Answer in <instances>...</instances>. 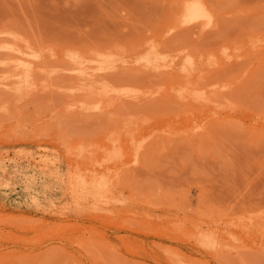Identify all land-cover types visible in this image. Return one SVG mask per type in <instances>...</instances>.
<instances>
[{
  "label": "rangeland",
  "instance_id": "rangeland-1",
  "mask_svg": "<svg viewBox=\"0 0 264 264\" xmlns=\"http://www.w3.org/2000/svg\"><path fill=\"white\" fill-rule=\"evenodd\" d=\"M202 1L205 27L179 0H0L41 53L30 95L0 86V264H264V0ZM145 37L173 68L136 60ZM72 50L145 97L68 110Z\"/></svg>",
  "mask_w": 264,
  "mask_h": 264
},
{
  "label": "bare ground",
  "instance_id": "bare-ground-1",
  "mask_svg": "<svg viewBox=\"0 0 264 264\" xmlns=\"http://www.w3.org/2000/svg\"><path fill=\"white\" fill-rule=\"evenodd\" d=\"M179 4L177 15L180 18V23H198L202 27L211 25L213 15L202 0H179ZM0 35H3L0 38V50L10 54V57L1 60V63L14 70L9 76L0 78V86L13 89L20 96L30 95L37 88L33 77L36 70L34 61L41 57V53L34 50L31 43L25 38L14 33L9 24L0 23ZM24 44L25 48H22L21 46ZM96 44L97 46H107L111 45L112 42H97ZM139 44L144 46L146 52L139 55L136 59L138 62L150 68H173L170 63L171 60L165 63V56L157 53L156 42L153 38L145 37ZM67 57L71 65L67 70L77 72L78 75V82L70 87L66 93V100L68 101L66 108L68 110H79L85 113L100 112L106 107L112 106L118 99L134 100L145 97L144 92L135 88L113 87L107 82L100 81L101 79L98 78L101 76L100 73L113 68L112 62L108 61L102 54L97 58L87 59L84 55L72 50L67 53ZM87 62L94 64L86 65ZM192 64L193 60L188 57L183 63L182 69L188 70ZM199 91L196 88H185L179 92V96L190 102L206 99L203 92ZM102 186L101 181L88 182L86 179H83L80 185L81 188L88 190L93 197L97 195Z\"/></svg>",
  "mask_w": 264,
  "mask_h": 264
}]
</instances>
